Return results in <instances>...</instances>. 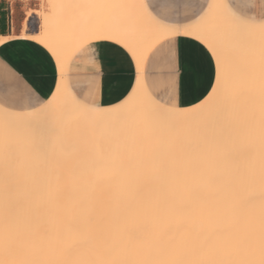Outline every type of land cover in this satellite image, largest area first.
<instances>
[{"label": "snow or ice", "instance_id": "obj_1", "mask_svg": "<svg viewBox=\"0 0 264 264\" xmlns=\"http://www.w3.org/2000/svg\"><path fill=\"white\" fill-rule=\"evenodd\" d=\"M175 3L39 5L55 32L38 42L61 79L67 49L86 57L87 91L0 118V264H264V0H197L183 23ZM181 36L214 63L198 103L154 99L139 76L97 101L101 58L111 74L162 58L174 94Z\"/></svg>", "mask_w": 264, "mask_h": 264}, {"label": "crops", "instance_id": "obj_2", "mask_svg": "<svg viewBox=\"0 0 264 264\" xmlns=\"http://www.w3.org/2000/svg\"><path fill=\"white\" fill-rule=\"evenodd\" d=\"M46 0H0V105L13 111L28 112L42 106L56 90L59 70L55 57L33 36L44 29L39 5ZM247 5L253 0H238ZM259 2V0H255ZM197 5V0H177L171 12L177 22L183 23ZM110 42L96 43L97 52H103ZM178 57L175 64L177 89L170 94L168 81L171 69L162 58L140 65L129 57L115 74L108 72L110 63L100 59L97 101L103 105L115 102L117 96L131 91L139 73L146 89L161 102L170 99L179 107H190L203 99L214 83L215 68L211 56L193 37L177 38ZM87 58L74 59L68 64L67 79L72 91H87ZM195 73V75H194ZM111 89V91H109Z\"/></svg>", "mask_w": 264, "mask_h": 264}, {"label": "bare ground", "instance_id": "obj_3", "mask_svg": "<svg viewBox=\"0 0 264 264\" xmlns=\"http://www.w3.org/2000/svg\"><path fill=\"white\" fill-rule=\"evenodd\" d=\"M55 32V29L53 28L51 31H49V29H47L45 27L44 31L40 34V35H37V36H33L35 39H37L38 41L39 40H50L51 39V36L54 34ZM2 41V39H0V42ZM72 57V49L69 48L66 50V53H65V57L63 59V79H61V70L58 68L59 70V80H58V85H60L61 89L63 91H67V92H72V89L68 83V79H67V72H68V64H69V61ZM140 65H143V62H141ZM139 65V66H140ZM141 67V66H140ZM139 67V68H140ZM138 68V67H137ZM139 80H140V84L139 86L141 88H143L146 92L149 93V91L146 89L145 87V84H144V81H143V78H142V73L140 72L139 73ZM135 87H137V81H136V84H135ZM134 87V88H135ZM57 93V87H56V90L54 91V93L52 94V96L44 103V104H47L50 100H53L55 94ZM152 96V95H151ZM153 97V96H152ZM154 98V97H153ZM155 99V98H154ZM43 104V105H44ZM42 105V106H43ZM42 106H40L39 108L37 109H34L33 111H28V112H20V111H13V110H9L7 108H5L4 106L0 105V118H2V115L3 113L5 112V110L12 114V115H17V114H20V113H34L36 110H39ZM191 107V106H190ZM181 108H189V107H181Z\"/></svg>", "mask_w": 264, "mask_h": 264}]
</instances>
